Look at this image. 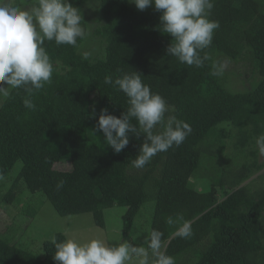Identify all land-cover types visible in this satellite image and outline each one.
<instances>
[{
	"label": "trees",
	"instance_id": "obj_1",
	"mask_svg": "<svg viewBox=\"0 0 264 264\" xmlns=\"http://www.w3.org/2000/svg\"><path fill=\"white\" fill-rule=\"evenodd\" d=\"M70 2L81 14L94 5L91 27L77 46L45 42L55 71L31 95L35 110L24 106L23 89L0 99V173L10 181L0 207L22 186L41 193L59 217L91 214L100 229L104 211L121 207L122 238L131 241L134 221L147 205L149 235L153 229L164 233L162 251L176 264H264V188H240L264 169L258 149H250L264 134V0H214L210 19L220 26L201 52L209 59L200 68L167 55L172 37L162 31V13L154 6L141 11L129 0ZM86 43L97 44L99 53L86 56ZM223 63L247 64L251 88L230 92L224 72L213 75V65ZM131 71L192 128L181 145L142 169L132 160L143 134H130L129 145L116 154L102 132L93 131L101 109L119 117L128 107L126 95L105 84V76ZM227 142L232 153L223 160ZM177 214L191 223L189 238L166 223ZM54 253L49 241L34 255L0 236V264H59Z\"/></svg>",
	"mask_w": 264,
	"mask_h": 264
},
{
	"label": "clouds",
	"instance_id": "obj_2",
	"mask_svg": "<svg viewBox=\"0 0 264 264\" xmlns=\"http://www.w3.org/2000/svg\"><path fill=\"white\" fill-rule=\"evenodd\" d=\"M129 2L138 10L154 6L162 13V31L172 37L167 55L188 66H204L209 57L201 56V52L210 47L220 26L218 21L210 19L214 0ZM82 21L80 9L70 0H24L23 4L18 0H0V99L10 98L15 89H23L27 93L24 106L35 110L31 95L50 83L55 71L45 42L77 46L78 38L86 36ZM223 70V64L213 65V75H221ZM104 83L123 92L128 98V107L119 117L109 114L107 108L101 109L93 131L102 132L104 142L116 154L129 145L130 134L136 137L143 134L144 142L132 160L133 167L144 168L158 153L178 147L191 134V126L172 114L173 106L153 92L139 72L124 73L115 79L106 75ZM90 116L94 118L95 112ZM256 145L264 155V134L257 137ZM4 179L0 173V181ZM62 186L63 182H58L57 187ZM166 223L176 226L175 234L181 238L192 235L191 223L182 214L167 217ZM163 236L162 231L153 229L144 241L147 247L128 240L110 244L100 238L80 241L70 237L58 242L53 236V259L59 264H129L134 259L138 264H176L174 257L162 251Z\"/></svg>",
	"mask_w": 264,
	"mask_h": 264
},
{
	"label": "rangeland",
	"instance_id": "obj_3",
	"mask_svg": "<svg viewBox=\"0 0 264 264\" xmlns=\"http://www.w3.org/2000/svg\"><path fill=\"white\" fill-rule=\"evenodd\" d=\"M24 3V0H18ZM93 4H88L83 10L85 31L91 27L90 19L94 9ZM81 51L87 55L99 53L97 44L86 43ZM224 79L226 88L233 93L245 92L251 88L250 72L247 64L223 63ZM248 74V75H247ZM229 128V125H227ZM228 144V142H227ZM257 147H250V149ZM258 149V148H257ZM232 145L229 143L226 147V155H231ZM259 163H264V156L258 153ZM67 165L61 166L65 168ZM10 186V181H0V194L4 195ZM249 191L261 190L264 188V169L258 174L252 176L249 180L242 183ZM222 193L219 192L220 196ZM220 199V197H219ZM142 207L137 215L131 231V241L137 245H143L146 237L149 235L151 224V212ZM125 209L113 207L104 211L105 228L100 229L95 226L91 214H83L70 217H59L46 201L41 193H29L22 186L12 192L8 197V202H4L0 207V236H8L10 242L19 245L32 254H38L40 245L43 241L51 242L52 237L61 234L67 238H76L80 241H86L92 238H100L110 244H116L124 239L122 238V215ZM129 264H138L134 259Z\"/></svg>",
	"mask_w": 264,
	"mask_h": 264
}]
</instances>
